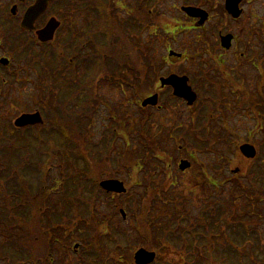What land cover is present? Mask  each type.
Masks as SVG:
<instances>
[{"label":"rangeland","instance_id":"1","mask_svg":"<svg viewBox=\"0 0 264 264\" xmlns=\"http://www.w3.org/2000/svg\"><path fill=\"white\" fill-rule=\"evenodd\" d=\"M255 5L258 7L257 10H260L259 14L264 17L263 4L255 3L254 7ZM72 12V9H69V11L62 12V14L57 13L56 15L59 17L63 15L62 19L64 17V20L67 21L68 19H72L73 16L76 18V15ZM256 22H258L257 19ZM179 37L183 38L184 36L180 35ZM164 50L165 48L161 46L159 52L163 53ZM43 52L44 50L40 47L33 48V70L40 68L38 64L41 65L43 57L50 62L49 57ZM20 61L22 62L23 58H21ZM44 63L46 64V62ZM24 64L26 63L22 62L21 67L28 68ZM152 69L153 68H151V70ZM251 69L258 72L254 68ZM146 70H148V68L145 67V71ZM32 72L29 78L33 80L36 78V81H38L37 77L32 76ZM23 75L25 78L27 74L23 73ZM261 76L262 75L257 78V84ZM69 77L70 80L60 78L59 82L58 79L54 77L53 80L50 79L49 81L51 86L46 85V82L40 78L39 83L36 84L31 80V83L23 84L21 87L10 85L0 91V152L2 153V155H0L2 158L5 161H11L16 164L20 162H29L22 170V174L31 177L33 166L35 167L37 162L48 161V153H51L50 155H56L71 167L70 171L66 169L68 174L65 175L75 176L76 174V182H72L73 186L71 183L70 186H68L76 188L74 193H76V191L83 192L81 197L76 196L72 199V204L76 207L74 211L76 212V217L72 216L71 219L65 217L61 218L60 214L63 215L62 208H64V206L62 207V203L59 201L65 188L63 181L64 169L62 165H52V170L50 171L45 185L53 187L56 182H60V180L62 182H60V187L57 188L60 194L56 192L52 194V200L49 199L48 194H45V201H47V203L49 200H51L50 202L54 205L57 203L55 206L50 204L47 209L48 212L40 218V223L43 225L42 227L46 228V231H43V233H46V236H43V233L38 231L36 227L32 230L34 219H31V226H29V230L26 234V238H29L28 240H31L32 243L34 242L32 249L25 247V245L23 246L22 238H16L14 235L12 238H6L0 235L1 250L7 251L4 249V246H8L10 250H15L19 245L20 249L23 248L24 251H27L24 256L19 253V255L14 258V261H24L30 256L28 261H32L36 257V260L33 261L38 264L49 262L48 257H50V260H55L54 262L57 264H70V262L76 264V254L71 248V245L73 246L74 242H76V238L81 237L77 235L76 232L72 233L71 231H73L74 228H79L81 231H84L87 227L86 225L92 220V218H90V212L96 214L95 219L100 222H105L100 226V231L105 229L112 231L127 230L130 235L136 234L141 230L145 215L148 217V230L150 232L157 229L156 225L162 220L165 222L163 227L164 230L168 231H171V228L173 230H179V228H184L183 225L190 223L194 224V219L196 218L198 224L200 223V214L202 210L209 207L212 200H231L230 194L233 184L229 180H224V174H227V178H231L233 171H237V169H240V172L242 171L243 174L246 173L249 158L243 155L239 149L236 152L238 155L241 154L242 157L238 158L237 155L235 156V154H233L234 151H230L229 149L230 145H232V148L235 150V147L238 146L239 148L241 144L253 143V138L257 139V141L264 139L263 131H255L253 135H249L250 129L256 126L258 120L264 121V101L260 98V100L263 101L261 102L254 96L252 79H249V84H244L243 90L242 86L240 89L242 90L241 95L246 97L251 96L255 100L244 99L243 97L236 99V97L230 94L227 102L222 105L223 102L220 96L218 97L217 94L213 95L215 98L210 107H213L214 110L211 111L210 115H214V117L210 119L211 123L209 127L205 126L208 120L201 106L205 88H203V90L201 89L200 98L195 107L196 109L190 110L187 104L181 105L180 103H173V108L169 107L163 111L150 109L147 112L150 114L148 120L146 117L143 119V116L147 114L137 109L135 103L128 104L127 108L124 106V108L119 109L120 101H122L119 93L97 92L98 114L95 119H91L93 123L90 127L89 118L86 116L81 117L84 123L77 121V110L73 108L72 100H67L72 95V91L76 90L74 85L76 78ZM262 81L264 82L263 76ZM152 84L145 82L143 88H140L138 93L135 92V95L148 94L154 88ZM263 84L264 83L261 82V85ZM53 85L63 87V91L61 93L60 106L55 108V114L52 115H56L57 113L61 114V112L65 113L62 100H66L65 118L59 122L55 120V126L59 128L61 132H64L65 136L69 134L66 129L71 128L73 138L76 139L91 131L90 136L87 138L88 141L93 143L101 154H109V158H106L108 162L102 165L100 169L95 172L94 176H97L98 179H109L111 176L115 175V178L124 181L127 189L125 194L117 195V193H115L105 195L101 191L96 192L97 189L95 190L91 186L89 188L86 184L78 182L80 180H88L85 177L83 178L79 173L74 154L66 152V140L59 135L58 129L54 127V125H50L51 129L47 128L45 130V139L39 140L32 138L28 133L21 136L20 134L22 131H16L14 116L22 112L34 111L35 108L41 107L46 97L53 96ZM40 91H42V93L38 95ZM204 93H206L209 100L212 101L210 93L208 91H204ZM134 98L138 99L136 96L132 97V99ZM220 106H222V109L216 110V108ZM116 110L121 113V118L125 120L122 127L120 124L118 125L119 130L117 131V133L121 132L125 135L124 138L119 134L112 136L109 132V126H113V123L108 113L109 111L115 112ZM222 113L226 115V117L224 116L225 120L231 126L232 131L229 135L232 140L230 141L234 143H224L229 140H225L224 137L226 136L221 131L223 128L222 121L224 119ZM47 117L50 118L49 116ZM175 126L184 127L182 130L185 134L182 132L175 133L173 131ZM199 126L202 127V133H198L200 130ZM185 135L189 136V138L184 139V137H186ZM222 137L224 139L218 140ZM34 141L39 142L35 145ZM208 141H216V143L214 146L207 147L206 144ZM50 144L51 146L48 147ZM31 147L34 149V152L31 150ZM53 149H55V151H53ZM94 152L95 154L97 153L95 150H92L91 155H94ZM224 155L230 156L232 159L230 163L225 166L220 162L223 160ZM95 156L101 159L99 153ZM130 156L135 157V162H138V165L139 162L144 164L143 167L140 166L137 176L135 172L132 171L129 165L130 163H128L129 160L134 162V159H129ZM183 158H188L192 162V167H188L185 171L179 168L180 160ZM222 166L224 167L222 168ZM11 168L9 163L6 165L0 164V172L8 173L9 170L11 171ZM218 168L219 170H217ZM203 169L207 172L209 170V173H211L213 177H216L218 181L221 182V185L218 187H213L211 185H209V187H204V182L208 181V179L204 177ZM3 175L5 176L6 174ZM34 179L35 178H33V180ZM14 180L15 179H12L11 182L15 183ZM77 182L78 184L75 185ZM7 189L12 198L9 201L7 198L0 197V207H4L7 202L13 204L15 200H17L18 191L11 188ZM0 191L4 192L2 182H0ZM34 193L35 191H32V195ZM95 194H98L97 199L95 198ZM93 198L96 199L95 205L94 208H92L93 203L91 202L90 209L88 208V202L90 199L93 201ZM129 204H131L133 210L129 209L127 211L125 207H129ZM239 204L240 203L237 205ZM242 204L247 206L245 202ZM39 207L40 203L38 204V208ZM120 207L125 208L127 211V220L122 218L119 211ZM257 207L264 210V202L262 204H251L249 206L253 212ZM56 212L59 215L55 214ZM42 213H44V211H42ZM238 214H240V212H238ZM25 217L30 218L31 215L25 214ZM79 218H82V220ZM51 219L54 221H51ZM62 220L66 222L64 223L66 227L64 231H57V226H59L58 223L62 222ZM34 226H36V224ZM257 227L261 237L264 239V220L261 219ZM1 231L2 230H0V232ZM118 237H122V235ZM103 238V236L100 237L104 242ZM248 240L249 244L247 243L244 246L245 251H255L258 253V246L255 245L254 239L250 238ZM103 242H100V244L105 246L106 244ZM132 244H136V241ZM212 247L214 246L212 245ZM216 247L219 251L222 249L220 252L223 253L231 251L227 245L221 242L217 243ZM262 247L264 250V246ZM190 249L193 250V247H190ZM180 250L181 249H178L177 246L172 248V250L163 248L162 252H159L160 261L158 262L163 264H202V260L199 259L198 251L186 252L185 250ZM195 254H197L196 258ZM13 256L14 254L12 253L8 255L4 252L3 258L0 257V261H10ZM260 257L263 258L261 255ZM233 259L236 260L234 257ZM215 260L216 258L212 261ZM204 261L206 264H212L209 260V262H206V259ZM216 261L217 264L222 263L221 259H217Z\"/></svg>","mask_w":264,"mask_h":264},{"label":"flooded vegetation","instance_id":"2","mask_svg":"<svg viewBox=\"0 0 264 264\" xmlns=\"http://www.w3.org/2000/svg\"><path fill=\"white\" fill-rule=\"evenodd\" d=\"M37 2L0 0V60H10L8 65L0 63V84L1 80L7 82L12 76L22 78L23 73L27 74L25 82L31 83L29 76L33 71L32 76H39L51 86L50 79L55 77L59 82L60 78L74 74L77 121L82 122L81 117L86 116L92 125L91 119L98 114L97 92L119 93L122 99L119 109L133 103L136 106L142 100L135 92L138 93L145 82L152 84V79L154 88L145 98L158 94L159 106L149 107L148 111H163L172 108L175 102L186 104L184 99L174 95L171 85L162 86L161 78L170 75L188 76L193 87L205 88L211 95L216 91L223 102H227L230 94L236 99L255 100L241 95L244 84L252 79L254 96L264 101V84L261 85L264 83V17L258 7H254L255 3L264 5V0H242L239 17L230 12L227 0H51L34 29H25L22 27L24 16ZM69 9L76 18L72 15V19L65 21L63 15H56ZM52 18L59 19L60 27L52 41L42 43L37 31ZM161 46L165 48L163 53L159 52ZM34 47L43 49L50 59L49 62L42 58L40 70L32 68ZM172 50L182 53V57L170 56ZM21 58L28 68L21 67ZM145 67L148 70L145 71ZM18 82L20 84L15 86L21 87L22 81ZM60 88L53 85V96L45 98L50 111L48 114L41 111L46 118L50 117L51 123L55 122L52 114ZM133 96L138 99H132ZM58 115L62 118L63 112ZM108 115L113 125L122 127L125 120L118 110L109 111ZM111 128L112 125L109 130ZM209 185L218 187L221 182L205 181L203 186ZM120 240L123 244L106 246L119 251V258H96L94 249L76 246V264H132L127 259V234Z\"/></svg>","mask_w":264,"mask_h":264},{"label":"trees","instance_id":"3","mask_svg":"<svg viewBox=\"0 0 264 264\" xmlns=\"http://www.w3.org/2000/svg\"><path fill=\"white\" fill-rule=\"evenodd\" d=\"M210 105L211 102L209 104L206 103L203 106V109H205L204 110L205 116L207 117L206 119L208 120V122L205 123V126L208 127L211 123L210 119L213 118L211 117L210 113L211 111L214 110V108L210 107ZM222 127L225 130L229 128L228 124H225ZM70 130L72 129L70 128ZM255 131H263L264 133V121L258 120L256 126L250 130L249 134L253 135ZM198 133H202V127H200ZM69 134L70 137H68V139L65 142L67 146L66 152L68 153L71 152L72 154H74L77 160L75 162L77 166L79 167L81 162L84 163V165L87 167L86 170L88 171V173H91V176L94 177L95 172L99 170L102 165L108 162V159L106 158L108 157L109 154H101L100 151H96L97 149L95 145L94 146L89 145V142L83 138V139H79L81 145V151L83 152L84 150L88 151V149L90 148L91 150H95L97 153L95 154L94 152L93 153L94 155H91V153H87L86 155L83 156L81 155L76 156V147H78V145H76V138H73V135L71 133ZM185 138H189V136L184 137V139ZM221 139L224 138L222 137L218 140ZM225 140H229V141H225L224 143L227 144L234 143L230 141V139H225ZM34 142L35 145L38 144V141H34ZM215 143L216 141H208L206 145L207 147H211L214 146ZM253 143H255L258 148V155L255 159L248 160L249 163L246 167L247 168L246 173L243 174L242 171L240 172V169H237V172H233L231 178H227L226 177L227 174H224V180L225 179L229 180L233 184L231 187V194H230L231 200L228 201L212 200L210 202L209 207L202 210V213L200 214L201 217L199 221L200 223L197 224V218H196L194 219V222L196 224L190 223L187 225H183L184 228H179V230H173L172 228L171 231L164 230L163 227L165 225V222L164 220H162L161 222H158V225H156L157 229L152 230V232H150L148 230L149 229L148 228L149 221L147 220L148 217H146L145 215V217L143 218L144 223L141 228V231L143 233L139 235L140 237L138 238V240H135L136 241L135 246L136 247L145 246L149 249L158 250V252L159 251L162 252L163 248L172 249L175 246H177L178 249H181L180 251L182 250H185L186 252L198 251L199 259L202 260V264H204L205 259L206 262L210 261L212 264L214 263L217 264L216 261L217 259H221L222 263L225 264H229V263L264 264V250L262 247L264 246V239L261 237L260 232L257 229L258 228L257 226L259 225V221L261 219L264 220V210H262L260 207H257V209H254L253 212L251 208H249L251 204L252 205L259 203L262 204L264 202V139L257 141V139L253 138ZM229 149L230 151H234L233 154H235V156L237 155L238 158L242 157L241 154L238 155V153L236 152L238 151V146H236L234 150L232 148V145H230ZM31 150L34 152V149H32V147ZM53 151H55V149H53ZM98 153L100 154L101 159H98L97 156H95ZM0 154L2 155V153ZM1 155H0V164L6 165L7 163H9L10 168L11 167L12 168L11 171L10 170L8 171V173L0 172L6 174L5 176L3 174H0V182H2L4 188V192L0 191V197L7 198L9 201L11 200L12 197L7 188H11L13 190L18 191V194L15 203L10 204L7 202L8 204L6 203L4 207L3 206L0 207V230H2L0 232V235L6 233L7 234L6 238H12L13 236H11V234H13L16 238L24 237L27 229L29 230V226H31V219H34L32 230L36 227V229L41 233H43V231L45 232L46 228L42 227L43 225H41L40 223V218L44 214H46V212H48L47 208L45 207L46 198L44 199L45 195L42 191V187L44 182H47L50 171L52 170V165L54 164L62 165V168L64 169L63 181L68 183L69 186L70 183L72 185V182H76V174L75 176L65 175L68 174L67 171H70L71 167L66 163H64V161H62L56 155H50V159L48 161L46 162L40 161L39 163L37 162L35 167L33 166L31 177H28L27 175L24 176L22 174V170L29 162H25V163L20 162L18 165L17 164L15 165L11 161L9 162L5 161ZM131 158L134 159L135 157L130 156L129 159ZM231 160L232 159L230 156L224 155L223 160L220 162L222 163V165L225 166L229 164ZM128 163H130L129 165L132 171L135 172L136 176L138 174L140 166L142 167L144 166L142 162H139L138 165V162H135V159L134 162L129 160ZM224 166H222V168ZM217 170H219V168ZM208 177H211V174ZM33 178L35 179L33 180ZM12 179H15L14 180L15 183L11 182ZM215 179L217 178L214 177V180ZM79 182H81V180ZM89 183L91 182L90 181L86 182V185L89 186L90 188ZM67 186L68 185L65 186L64 192L62 193L59 201L60 203H62V207L64 206V208H62L63 215L60 214V216L61 218L65 217L67 219H71L72 216L76 217V212H74L76 207H74L75 205L72 204V199H74V196L76 195V193H74L76 188L73 187L66 188ZM93 187L94 188L98 187V185L97 184L93 185ZM28 188H29V193H28ZM31 189L32 191H35L33 195ZM49 198L51 200L53 199L52 197ZM51 200L48 201V205L50 204L54 205L50 202ZM26 201L30 202L32 206V217L30 218L25 217V213H22V210H24L25 212L26 203H28ZM243 202H245L247 206L242 204ZM39 203H40V207L38 208ZM238 203L240 204L237 205ZM55 205H57V203ZM125 208L127 211L129 209H132L131 204H129V207L126 206ZM42 211H44V213H42ZM238 212H240V214H238ZM55 214L59 215L57 212ZM79 219L82 220V218ZM51 221L54 220L51 219ZM64 223H66L64 220L58 223L59 226H57L58 229L57 231L60 230L64 231L66 227ZM35 224L36 226H34ZM74 230H76V228H74ZM9 231L10 234L7 233ZM43 236H46V233H43ZM250 238L254 239L255 245L258 246V251H259L258 253H256L255 251H250V252L245 251L244 246L247 243L249 244L248 239ZM130 240H131V235L129 233V241ZM220 242L223 243L224 245H227L231 251H229L228 253L220 252L222 251V249H220L219 251L218 248L216 247V244ZM32 244L34 245V242ZM212 245L214 247H212ZM190 247H193V250H191ZM4 249L7 250L4 252L9 254L12 253L19 255L20 253L23 254L24 256L25 253L23 248L22 249L18 248L17 250L16 249L10 250L8 246H4ZM130 250L133 251L131 247ZM260 255L263 256V258H261ZM196 257L197 254H195V258ZM233 257L236 258V260L233 259ZM214 258H216V260L212 261ZM129 259L130 261H132L131 253L129 255Z\"/></svg>","mask_w":264,"mask_h":264},{"label":"water","instance_id":"4","mask_svg":"<svg viewBox=\"0 0 264 264\" xmlns=\"http://www.w3.org/2000/svg\"><path fill=\"white\" fill-rule=\"evenodd\" d=\"M49 0H39L38 3L31 8V10L28 11L23 25L32 27L35 19L43 13L45 8L47 7V2ZM240 0H228V3H230L231 10L234 12V10L237 8L238 3ZM235 15H239L238 12L234 13ZM58 27V22L55 19H52L49 24L41 31L38 32L40 38L43 41H47L53 38L54 32L56 28ZM6 62V61H5ZM163 85H172L175 89V94L177 96H180L186 100H188V104L192 105L197 99V94L192 90V87L188 85V78L187 77H178L176 75H171L170 77L166 79H162ZM158 103V96L154 95L152 97L147 98L144 100L143 105H157ZM43 123V119L41 117L40 113H33V114H23L20 116L16 122L15 125L18 127H24L27 125H35ZM241 152L243 155H245L247 158H254L257 155V150L254 145L252 144H243L240 147ZM191 166V163L187 160H182L180 164V169L185 170L188 167ZM102 186L108 190V191H115V192H125L126 188L123 182L118 180H106L102 182ZM156 254L153 252H148L145 249H140L136 255L135 259L138 264H148L152 261H154Z\"/></svg>","mask_w":264,"mask_h":264}]
</instances>
